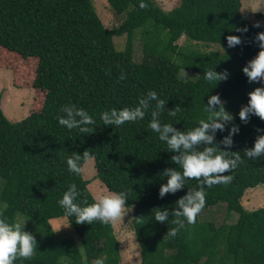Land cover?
<instances>
[{
	"label": "trees",
	"instance_id": "trees-1",
	"mask_svg": "<svg viewBox=\"0 0 264 264\" xmlns=\"http://www.w3.org/2000/svg\"><path fill=\"white\" fill-rule=\"evenodd\" d=\"M141 2L108 0L116 15L125 16L108 29L92 0H0V68L11 70L14 80L24 84L30 78L19 64L37 60L31 85L45 94L41 109L19 122L6 117L0 98V217L19 223L35 242L33 255L17 257L14 264H96L98 259L121 264L111 221L77 223L75 214L65 216L58 204L71 184L76 186L74 203L84 207L98 202L82 176L91 158L109 192H123L124 206L134 208L132 228L141 264H264V208L248 211L242 205L247 190L264 185V155L247 156L264 136V119L252 113L246 121L239 116L248 94L264 87V79L250 81L243 71L261 51L257 37L264 28L245 19L242 0H181L169 12L155 0H143L145 7ZM245 27L247 31L237 30ZM229 35L239 36L240 43L229 47ZM116 36H126L123 45L116 44ZM137 37L143 42L140 62L134 58ZM183 37L224 51L182 48L178 42ZM209 69L226 72V79L205 80ZM150 90L157 92L155 98ZM212 95L219 96L231 120L215 116L221 105L209 107ZM124 107H141L144 117L122 125L105 124L100 117L104 110L111 114L112 108ZM67 108L77 121L83 119L77 111L86 110L95 123L68 129L58 121V116L68 118ZM153 119L161 125L159 132L148 126ZM201 119L223 124L222 129H208L211 143L172 149L159 138L166 124L187 133ZM80 127L93 130L83 133ZM233 127L238 131L233 133ZM209 147L231 158L240 156L235 169L216 174L232 180L209 186L204 177H183L181 188L161 197L168 172L183 173V155ZM76 156H81L79 173L67 165ZM201 188L205 204L189 224L176 216L182 211L179 201ZM221 203L227 206V220L238 216L234 223L217 226L202 219L204 211ZM157 210L167 213L165 221L155 219ZM58 218L68 220L83 249L68 234L56 233L51 221ZM177 220H184L183 227ZM173 228L179 229L177 234L167 235Z\"/></svg>",
	"mask_w": 264,
	"mask_h": 264
},
{
	"label": "clouds",
	"instance_id": "clouds-1",
	"mask_svg": "<svg viewBox=\"0 0 264 264\" xmlns=\"http://www.w3.org/2000/svg\"><path fill=\"white\" fill-rule=\"evenodd\" d=\"M141 7H145L146 4L141 2ZM256 26H259L257 22ZM238 31H247V28L237 29ZM257 39L261 41V51L258 55L248 62V65L243 68L244 73L248 76L250 81L257 80V78L264 79V32L259 33ZM227 43L229 47L235 46L240 43V37L236 35H229L227 37ZM124 78L123 76L121 77ZM226 79V72L218 74L213 70L209 69L205 74V80L214 82L217 80ZM149 95L152 98L157 96L155 90H150ZM248 103L242 107L239 112L241 120H247L249 113L258 115L261 119H264V87H257L249 94ZM144 101L141 100L140 104L143 106ZM164 100L159 101V106L162 107ZM221 105L220 110L215 113V116L220 117L223 121L231 120L232 117L228 114L219 99L218 95H212L209 98L208 105L212 107L214 105ZM68 112V118L58 116L59 124L66 126L68 129H74L77 125L83 123L85 125H92L95 120L86 110L80 109L76 115L81 116L82 121H77L73 117V111L71 108L65 109ZM111 114L108 110H104L100 113V117L105 124L122 125L126 121H136L144 117V112L141 107L129 108L124 107L122 109L112 108ZM178 111V110H177ZM175 113H173L174 115ZM156 113L153 112V116ZM199 127L194 128L192 131L187 133L175 131L170 124L163 126V132L160 134L161 140H167L168 145L172 149H179L181 146L188 149L193 145L199 144L201 141L211 143L213 137L208 134V129H222L223 124L220 122L208 123L204 119L199 120ZM148 126L156 132H159L161 125L155 119L149 121ZM91 127H80L79 131L83 133L91 132ZM233 133L238 131V128L233 127L231 130ZM174 133L169 137L168 133ZM226 144H230V138H225ZM215 153V154H214ZM87 156V153H84ZM264 155V136H260L254 143V147L247 152L249 157H258ZM81 160V156L69 157L67 159V165L70 171L79 173L81 168L78 161ZM241 158L239 155H235V158L228 157L224 152H216L212 147L205 149L202 152L193 151L191 153H185L182 157L181 164L183 167V173L178 171L170 170L168 172V181L160 188L161 197L165 193L175 192L181 188L183 183V177L189 178H200L204 177V183L211 186L214 183L224 182L228 183L232 180L231 175H216L218 173H224L226 170L235 169ZM75 184H71L68 190L65 191L62 197L58 200V204L62 206L64 215L69 216L75 214L77 223L87 222L91 224L94 220H98L101 223H108L121 216L122 209L125 205V194L112 193L102 196L98 202L88 204L87 206L81 207L79 204L74 203ZM206 192L203 188L195 192L194 195H189L179 201L180 208L182 211L176 212L177 217L186 218L187 223H195L197 214L201 211L205 204ZM157 221H165L167 213L165 211L157 210L154 213ZM178 223L183 227L184 220H177ZM178 228L171 229L167 235L175 236L178 232ZM35 250L34 237L21 230L19 223L12 224L7 222V219L0 217V264H14L17 257L30 258ZM96 264H103L102 260H97Z\"/></svg>",
	"mask_w": 264,
	"mask_h": 264
},
{
	"label": "rangeland",
	"instance_id": "rangeland-1",
	"mask_svg": "<svg viewBox=\"0 0 264 264\" xmlns=\"http://www.w3.org/2000/svg\"><path fill=\"white\" fill-rule=\"evenodd\" d=\"M155 1L167 12L173 10L181 3V0ZM92 3L106 28L111 29L117 27L125 20V16L116 15L110 7L108 0H92ZM242 14L252 25L256 26L257 22H259L258 27L264 28V0H242ZM125 40L126 36L114 37V41L118 45H123ZM133 45L134 58L137 62H140L143 57V42L137 37ZM178 45L182 48L192 45L191 47L196 50L224 51L222 46L216 44H197L194 42L190 44L184 37L178 42ZM116 48L119 50L118 46H116ZM37 64L38 62L35 59L25 60L19 64V67L23 69L25 77L30 78V81L24 84L14 80L11 70L0 68L1 108L6 117L13 122H19L25 119L31 112L40 110L43 105L45 94L35 90L31 85ZM189 77H191V75ZM96 173L95 162L94 159L91 158L83 165L82 176L89 182V190L95 199L99 201L102 196L112 194V192H109L102 181L97 178ZM242 205L248 211L264 208V185H259L254 189L247 190L242 198ZM133 217L134 208H126L124 206L121 216L111 220L113 232L120 242L121 264H141V252L132 228ZM227 217V206L221 203L204 211L202 219L213 221L217 226H220L225 221L228 224L234 223L238 216L233 214L229 220H227ZM51 223L58 235L61 234L65 236L64 234H68L66 236L73 237L80 249H83L79 237L69 226L66 218H58L51 221Z\"/></svg>",
	"mask_w": 264,
	"mask_h": 264
}]
</instances>
